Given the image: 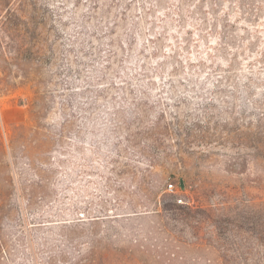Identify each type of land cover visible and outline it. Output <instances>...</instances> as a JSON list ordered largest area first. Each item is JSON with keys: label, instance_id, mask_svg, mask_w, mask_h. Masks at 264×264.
Segmentation results:
<instances>
[{"label": "rangeland", "instance_id": "374dc122", "mask_svg": "<svg viewBox=\"0 0 264 264\" xmlns=\"http://www.w3.org/2000/svg\"><path fill=\"white\" fill-rule=\"evenodd\" d=\"M26 5L35 47L0 38V264H264V0Z\"/></svg>", "mask_w": 264, "mask_h": 264}, {"label": "trees", "instance_id": "16d2710c", "mask_svg": "<svg viewBox=\"0 0 264 264\" xmlns=\"http://www.w3.org/2000/svg\"><path fill=\"white\" fill-rule=\"evenodd\" d=\"M34 19V12L26 5V0H0V38L10 40L11 43L6 44V48L16 58L35 47V44L27 42V36L39 32V25ZM161 209L164 212L179 210L180 206L172 202L170 205L162 204Z\"/></svg>", "mask_w": 264, "mask_h": 264}, {"label": "built area", "instance_id": "2783aa9c", "mask_svg": "<svg viewBox=\"0 0 264 264\" xmlns=\"http://www.w3.org/2000/svg\"><path fill=\"white\" fill-rule=\"evenodd\" d=\"M169 188L172 189V186L170 185ZM178 203H181V200H178Z\"/></svg>", "mask_w": 264, "mask_h": 264}]
</instances>
